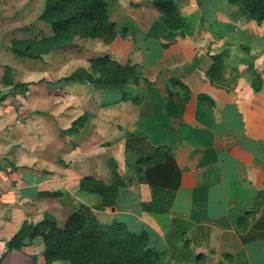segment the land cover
Segmentation results:
<instances>
[{
  "label": "crops",
  "instance_id": "0c3cea01",
  "mask_svg": "<svg viewBox=\"0 0 264 264\" xmlns=\"http://www.w3.org/2000/svg\"><path fill=\"white\" fill-rule=\"evenodd\" d=\"M174 2L193 21L188 32L167 29L152 0L109 1V19L126 33L109 43L93 38L94 57L134 65L139 79L118 89L93 87L92 106L73 117L77 109L36 106V92L45 93L36 83L46 77L35 78L36 63L52 51L31 60L10 49L12 39L52 33L37 19L44 0H0V264H47L40 236L19 249L7 241L46 213L62 227L81 204L100 203L99 194L80 189V179L110 184L108 159L124 179L120 208L93 213L145 229L161 264H264V26L227 0ZM82 50L68 57L61 47L56 59L89 51ZM89 65L80 72L75 65V73L94 77ZM29 81L26 91L13 89ZM38 111L48 117L37 119ZM83 113L86 122L71 133V122ZM103 143L104 163L96 154ZM165 153L179 171L174 189L145 176ZM173 219L182 220L175 243L188 241L187 260L171 258L166 235Z\"/></svg>",
  "mask_w": 264,
  "mask_h": 264
},
{
  "label": "trees",
  "instance_id": "16d2710c",
  "mask_svg": "<svg viewBox=\"0 0 264 264\" xmlns=\"http://www.w3.org/2000/svg\"><path fill=\"white\" fill-rule=\"evenodd\" d=\"M229 3L242 5L247 19L257 24L264 23V0H227ZM152 4L159 12V21L170 31L183 33L186 19L180 14L174 0H152ZM108 0H44V9L38 20L47 23L52 33L40 37L15 38L11 40L10 49L18 56L41 59L44 54L64 46H68L77 38H100L109 43L120 33L115 23L109 19ZM90 67L95 73L93 78L74 74L60 78L66 83H90L94 88L118 89L129 81L137 82L139 77L135 73V66L128 63L121 64L107 55L89 58ZM129 74L131 75L129 77ZM29 82H15L13 89L26 91ZM5 95H0V101ZM87 120L83 113L71 122L69 131L75 133ZM149 158V157H147ZM113 179L110 184L92 176L80 179V189L96 193L101 201L92 206L80 205L77 212L72 213L62 227L56 225L52 215L46 213L44 218L34 224L25 225L7 241L9 249L21 248L23 240L40 236L43 241V257L47 264L53 261H65L67 264H155L156 256L161 252L151 246L148 232L145 229L133 231L120 220L112 219L101 222L93 213L118 210L116 196L124 186L123 179L117 172V166L112 159H108ZM147 179L158 185L177 188L179 185V171L171 156L165 153L163 163L150 166L145 171ZM238 225L242 218L237 219ZM262 223L261 221H258ZM182 220L173 219L170 232L166 235L171 249L172 259L187 260L190 255L187 240L177 245L174 237H181ZM256 225V224H255ZM200 256H197L198 259Z\"/></svg>",
  "mask_w": 264,
  "mask_h": 264
},
{
  "label": "rangeland",
  "instance_id": "374dc122",
  "mask_svg": "<svg viewBox=\"0 0 264 264\" xmlns=\"http://www.w3.org/2000/svg\"><path fill=\"white\" fill-rule=\"evenodd\" d=\"M108 1H112V0H108ZM234 7V11L237 12H243L244 13V9L242 7L241 4L239 3H235ZM205 7V6H204ZM206 15L209 16V11H206ZM2 17V15H0V18ZM3 19V18H2ZM193 19V18H192ZM264 26V23L262 24ZM193 26V21L191 19H189L188 21H186V28L185 31L188 32L189 29ZM1 27V26H0ZM42 31V29H36ZM38 35H40L38 33ZM114 39V38H113ZM112 39V40H113ZM111 40V41H112ZM66 47V51H67V56H73L72 55V51L73 52H81L82 49H86L89 51L83 53L82 55H79L77 53V57L73 60L72 59H56V53H58L59 49H54L52 50V52L49 54V56L46 58V61H43V63L37 62L36 64V70H35V78L38 79L40 78L42 75L46 74V77H43L42 79H40L38 81L37 85V90L41 91V90H45V93H40V92H36L38 93V97L36 99L37 101V108L39 110H45L48 108H59L60 106H66L68 108H73V109H77V111H74L73 117L76 114L81 113L82 109H85L86 107H90L92 106V96L91 92H93L94 90L92 89L93 86L86 82V83H82L81 85L77 84L78 82H73V83H66L64 81H60V78L64 77V76H70V75H74L76 74L75 72L78 70L79 72L81 71L82 66H88V62L89 59H87V56H97L99 54H97V47L95 45H93V38H75L68 46H64L63 48ZM75 47L77 49H75ZM83 51V50H82ZM75 56V55H74ZM73 56V57H74ZM19 58H23V57H19ZM26 59V58H24ZM49 59L54 60L53 62H50ZM27 60V59H26ZM33 60V59H31ZM56 60V61H55ZM61 61V62H60ZM75 65H78L79 69H77L76 71L74 70ZM53 66V68L50 70L49 67ZM90 66V65H89ZM62 67H67V69L62 70L63 73H61L60 71H58L59 68ZM56 69V70H55ZM84 76V75H82ZM131 75L129 74V77ZM93 78V77H91ZM42 82V83H39ZM132 81H129L128 84H132ZM40 86V87H38ZM96 105L99 104L100 107H106L108 105L107 102H100L99 100L95 101ZM45 108V109H44ZM39 112H44V111H38L36 114V118L40 119L42 121H44V119H46L48 117V115H44V114H40ZM41 121V123H42ZM42 125V124H41ZM42 136H39V139L37 140H41ZM106 146L103 144H101L98 147V150L96 152L97 157L101 156L102 158L100 159V161L102 163H104L103 160H106V158H108V156L105 154L106 151H104ZM38 149V148H37ZM102 154V155H101ZM123 175V174H122ZM124 180V179H123ZM100 220H102L103 222H107L109 219V217L107 216H99ZM245 227H242L241 230L242 232L247 230V224L244 225ZM177 237L173 238L174 242H177ZM161 256H156V263L155 264H161Z\"/></svg>",
  "mask_w": 264,
  "mask_h": 264
},
{
  "label": "water",
  "instance_id": "95a60500",
  "mask_svg": "<svg viewBox=\"0 0 264 264\" xmlns=\"http://www.w3.org/2000/svg\"><path fill=\"white\" fill-rule=\"evenodd\" d=\"M23 243H24V244H27V243H29V238H28V237H26V238L23 240Z\"/></svg>",
  "mask_w": 264,
  "mask_h": 264
}]
</instances>
